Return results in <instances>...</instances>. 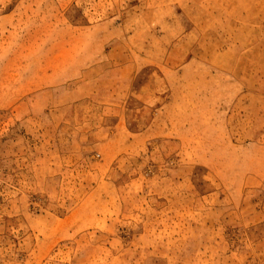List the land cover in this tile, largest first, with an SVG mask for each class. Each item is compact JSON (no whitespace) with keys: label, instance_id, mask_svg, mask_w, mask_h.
I'll return each mask as SVG.
<instances>
[{"label":"rangeland","instance_id":"rangeland-1","mask_svg":"<svg viewBox=\"0 0 264 264\" xmlns=\"http://www.w3.org/2000/svg\"><path fill=\"white\" fill-rule=\"evenodd\" d=\"M174 1L0 0V264H264V0Z\"/></svg>","mask_w":264,"mask_h":264},{"label":"crops","instance_id":"crops-1","mask_svg":"<svg viewBox=\"0 0 264 264\" xmlns=\"http://www.w3.org/2000/svg\"><path fill=\"white\" fill-rule=\"evenodd\" d=\"M175 2V3H174ZM173 2V4L171 5V8L172 9H176V12L178 13V15H184L186 14L185 10L187 7H189L191 4H190V0H175Z\"/></svg>","mask_w":264,"mask_h":264}]
</instances>
